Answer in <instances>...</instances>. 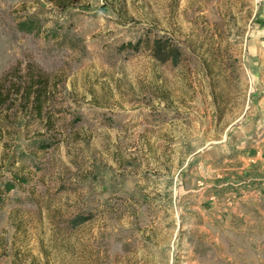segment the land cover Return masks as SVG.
Returning a JSON list of instances; mask_svg holds the SVG:
<instances>
[{
  "label": "rangeland",
  "instance_id": "1",
  "mask_svg": "<svg viewBox=\"0 0 264 264\" xmlns=\"http://www.w3.org/2000/svg\"><path fill=\"white\" fill-rule=\"evenodd\" d=\"M59 1L0 0V78L50 76L0 105V264H264V0Z\"/></svg>",
  "mask_w": 264,
  "mask_h": 264
},
{
  "label": "trees",
  "instance_id": "2",
  "mask_svg": "<svg viewBox=\"0 0 264 264\" xmlns=\"http://www.w3.org/2000/svg\"><path fill=\"white\" fill-rule=\"evenodd\" d=\"M65 3L67 0H60L58 4ZM25 68V72L21 73L23 70L18 63L1 76L0 105L11 100L12 104L8 103V109L16 106L20 112L27 115L34 113L41 117L48 100L50 76L37 64L27 63Z\"/></svg>",
  "mask_w": 264,
  "mask_h": 264
}]
</instances>
